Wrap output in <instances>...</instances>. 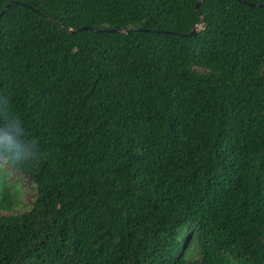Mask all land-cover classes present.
Segmentation results:
<instances>
[{
    "label": "trees",
    "instance_id": "16d2710c",
    "mask_svg": "<svg viewBox=\"0 0 264 264\" xmlns=\"http://www.w3.org/2000/svg\"><path fill=\"white\" fill-rule=\"evenodd\" d=\"M197 1L0 0L39 144L0 178V264H264V0Z\"/></svg>",
    "mask_w": 264,
    "mask_h": 264
},
{
    "label": "clouds",
    "instance_id": "9594fccd",
    "mask_svg": "<svg viewBox=\"0 0 264 264\" xmlns=\"http://www.w3.org/2000/svg\"><path fill=\"white\" fill-rule=\"evenodd\" d=\"M0 102V178H9L11 170L34 163L39 158V144L26 131L24 120L13 112L7 97Z\"/></svg>",
    "mask_w": 264,
    "mask_h": 264
},
{
    "label": "water",
    "instance_id": "95a60500",
    "mask_svg": "<svg viewBox=\"0 0 264 264\" xmlns=\"http://www.w3.org/2000/svg\"><path fill=\"white\" fill-rule=\"evenodd\" d=\"M202 1H203V0H198V1L196 2L195 9H196L197 11H200L199 6H200V4H201ZM239 1L243 2V0H239ZM11 4H12V3H8V4L3 8V10L1 11L0 14L6 12L7 9L9 8V6H10ZM249 5L253 6L254 4L250 3ZM44 17L47 18V19H49V20H51L52 22H56V20H55L54 18H52V17L46 16V15H45ZM201 23H202V18H201V20H200V23L197 24V25H196V26H195L190 32H188V33L185 34V35L189 36V35L194 34V33L198 30V28L200 27V24H201ZM82 29H89V27H88V26H83V27H80L79 29H76V28H69V29H67V30H65V31H66L67 33H73V32H75V31H77V30H82ZM92 31H93V32H103V31H108V32H118V33L126 32V30H122V29H103V30H95V29H92Z\"/></svg>",
    "mask_w": 264,
    "mask_h": 264
},
{
    "label": "rangeland",
    "instance_id": "374dc122",
    "mask_svg": "<svg viewBox=\"0 0 264 264\" xmlns=\"http://www.w3.org/2000/svg\"><path fill=\"white\" fill-rule=\"evenodd\" d=\"M13 175L15 176V178L13 179V182H17L19 184L20 188L23 191L24 200L30 203L32 198L34 197V192L32 188L29 186L26 177L23 175L18 176L17 173L15 172H13Z\"/></svg>",
    "mask_w": 264,
    "mask_h": 264
}]
</instances>
